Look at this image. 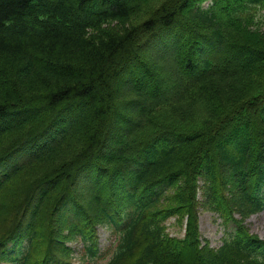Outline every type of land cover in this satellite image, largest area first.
<instances>
[{
    "label": "trees",
    "instance_id": "1",
    "mask_svg": "<svg viewBox=\"0 0 264 264\" xmlns=\"http://www.w3.org/2000/svg\"><path fill=\"white\" fill-rule=\"evenodd\" d=\"M204 1L0 0V264L91 261L99 226L106 264H264L243 223L264 215V0ZM208 83L243 93L208 94L196 120L161 113ZM198 205L229 226L217 247Z\"/></svg>",
    "mask_w": 264,
    "mask_h": 264
},
{
    "label": "rangeland",
    "instance_id": "2",
    "mask_svg": "<svg viewBox=\"0 0 264 264\" xmlns=\"http://www.w3.org/2000/svg\"><path fill=\"white\" fill-rule=\"evenodd\" d=\"M207 4H208V1L206 0L201 4L202 5L201 7L204 8L207 6ZM253 12H254V20L260 26V29H264V7L257 6L253 9ZM135 21H136V17L132 18L130 23H135ZM127 24H128V22H127ZM116 27H119V25H116ZM176 31H177L176 36H179L178 30H176ZM172 39H174V38H170V39H169V37L160 38L159 43L163 44L165 46V50H164V48L159 49V51L162 52V55L157 54L155 56H157V57L168 56L169 52L167 51L166 48L172 47L173 44H172V42L166 43V41L167 40L170 41ZM150 40H152V39H150ZM154 40L151 42V46L149 44H147V46H146V48L153 50V52L155 49H157V45L155 47ZM174 42H176L175 39H174ZM183 43L184 42H181V44H183ZM178 46H179V44H178ZM178 46L175 50L180 51V48H178ZM185 48L186 49L188 48V50H189L188 45H185ZM138 50H140L141 53L144 51L141 49V47ZM173 54H176V51H173ZM222 58L226 60V58H227L226 54L222 55ZM153 59H154V56H152L151 60H153ZM149 62H152V61H149ZM241 85L243 87L245 86L244 83H241ZM235 86H236L235 84H228V87H227V86L222 85V84H216V85L213 84L212 85L211 83H208L205 87L206 92H208V93H206L207 96L202 97L199 101H195L190 107L184 106V104H180L173 111L167 110V111H164L161 113L162 114L167 113L171 116H175L178 119H180L181 121L187 120L188 118H191V120H196V119L203 116L202 112H200V106L199 105L201 102H204L206 99H209L208 94L219 93L220 91L224 92V94L230 100V102H227L226 104H229V103H232L233 98L237 94L243 93V90L237 89ZM235 89H237V90H235ZM22 160L28 161V158H24ZM199 185H201L200 179H199ZM22 192L23 191H21V193ZM103 193L104 192H102L101 194L103 195V200H105L106 195L108 193L106 194V191L104 194ZM196 199L199 202L201 201V191L200 190H197ZM198 204H200V203H198ZM198 207H199L198 212H197L198 213V229H199L202 240L203 239L207 240L209 242L210 246H212V247L219 246L221 243L222 235L226 231V228L229 226L224 227L221 224L220 219L217 217V215L215 213L203 210V208L200 205H198ZM9 214L10 215L8 216V219L6 220L7 223L9 222V220L12 221L15 213L12 212ZM234 216L236 218H240V215L237 213H235ZM175 219H176V217H174V216L169 217V219L167 220V231H169L172 235L182 236L184 234V230H185V222H184V220L176 221ZM4 223L5 222L3 220H0V229ZM18 223H19V221H17V227H18ZM243 223L248 228L249 232L255 233V234L259 235L260 237H264V215L262 212L251 214L250 216L246 217L243 220ZM13 227H16V225H14ZM7 231H8V229H7ZM96 236H97V241H99V243H100L101 251L103 254L100 255V257L97 256L96 258H93L91 261H83L80 259L79 255H77V257L71 258V260H70L71 264H106L107 263V261L112 256V248L115 245V240H116L115 238L116 237L114 234L113 235L109 234L108 229H106L102 226H99L97 228ZM72 245L75 246L77 248V250L83 249V245L81 242H73ZM47 252H48V249H47ZM47 252L45 250L43 251V254L41 256V257L44 256L43 259H46L49 256H53V258H54L55 253L52 251L51 244L49 246V255L47 254Z\"/></svg>",
    "mask_w": 264,
    "mask_h": 264
}]
</instances>
